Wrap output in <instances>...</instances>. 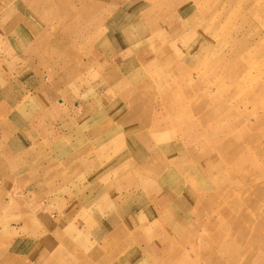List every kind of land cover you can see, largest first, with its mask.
Returning <instances> with one entry per match:
<instances>
[{
    "label": "rangeland",
    "instance_id": "374dc122",
    "mask_svg": "<svg viewBox=\"0 0 264 264\" xmlns=\"http://www.w3.org/2000/svg\"><path fill=\"white\" fill-rule=\"evenodd\" d=\"M7 146L0 264H264V0H0Z\"/></svg>",
    "mask_w": 264,
    "mask_h": 264
},
{
    "label": "crops",
    "instance_id": "0c3cea01",
    "mask_svg": "<svg viewBox=\"0 0 264 264\" xmlns=\"http://www.w3.org/2000/svg\"><path fill=\"white\" fill-rule=\"evenodd\" d=\"M108 35L110 36V42H112V45L118 50V48H125V44L127 42V37L126 35L124 34V31L122 30L121 31V28L118 27V26H113L111 27L109 30H108ZM119 42V43H118ZM125 46V47H124ZM114 48V49H115ZM16 98V97H15ZM15 98H12L13 101L15 100ZM30 149H34L32 148V145L28 146V147H23V150L24 152L23 153H26V150H27V153L30 152ZM3 150V151H2ZM0 151H2L1 153H3L4 151H7V152H13L12 149L7 146L3 149H0ZM18 152L20 151L19 149L17 150ZM21 152V151H20ZM16 159H18V156H16ZM20 160H23V155L20 156L19 158Z\"/></svg>",
    "mask_w": 264,
    "mask_h": 264
},
{
    "label": "bare ground",
    "instance_id": "6f19581e",
    "mask_svg": "<svg viewBox=\"0 0 264 264\" xmlns=\"http://www.w3.org/2000/svg\"><path fill=\"white\" fill-rule=\"evenodd\" d=\"M213 258V256H211ZM215 259V258H214Z\"/></svg>",
    "mask_w": 264,
    "mask_h": 264
}]
</instances>
